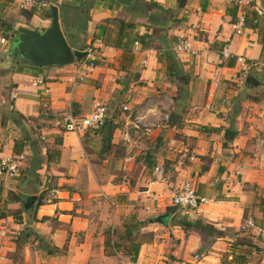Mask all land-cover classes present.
Here are the masks:
<instances>
[{
	"label": "crops",
	"instance_id": "crops-1",
	"mask_svg": "<svg viewBox=\"0 0 264 264\" xmlns=\"http://www.w3.org/2000/svg\"><path fill=\"white\" fill-rule=\"evenodd\" d=\"M178 1L60 0L70 46L91 49L89 56L99 62L85 68L74 86L67 76L75 62L37 67L5 61L0 54L9 84L0 87V153L18 148L27 157L15 177L0 176V264H222L221 256L229 260L232 251L245 249L248 264H264V239L240 227L250 216L264 225V170L254 157L264 138V0L248 5L185 0L181 6ZM19 2L11 0L0 18L10 26L0 30L7 40L19 25L41 31L50 25L47 10L20 9ZM234 6L237 16L246 12L241 33L232 26ZM12 14L15 18L8 19ZM112 17L149 36L147 44L132 46V65L122 49L98 37ZM180 37L190 40L194 54L172 50ZM225 46L244 61L223 57ZM95 100L106 105V121L114 125L109 143L104 129L72 132L60 126L64 113L87 115ZM147 105L181 120L169 127L154 115L156 126H137L135 110ZM30 125L38 130L34 138ZM156 165L164 180L156 178ZM188 179L209 198L194 210L171 202L173 185ZM12 191L38 195V201L44 193L28 222ZM16 209L22 211L21 222L8 213ZM177 216L199 218L221 234L214 239L197 231L186 234L174 223ZM132 222L151 234L135 261L124 254V233ZM247 232L254 242H240Z\"/></svg>",
	"mask_w": 264,
	"mask_h": 264
},
{
	"label": "built area",
	"instance_id": "built-area-1",
	"mask_svg": "<svg viewBox=\"0 0 264 264\" xmlns=\"http://www.w3.org/2000/svg\"><path fill=\"white\" fill-rule=\"evenodd\" d=\"M250 0H237L236 4L238 5H248ZM60 0H20L18 6L20 9H27L31 6H36L40 10H49L50 6L56 5L59 7ZM255 24L259 22L257 18L253 20ZM245 25V13H241L237 16L236 20L233 22L232 26L236 33H241L242 28ZM2 28V22L0 20V30ZM261 31L264 33V26L261 28ZM7 38L5 35H0V44H6ZM138 42H135L137 44ZM172 50L177 53H187L194 54L195 50L192 47L190 40L186 37L178 38L173 46ZM86 61L77 60L75 62V67L71 75L67 76V82L74 86L77 82L81 81L84 78L83 70L85 68H92L99 63H95V57L89 56L91 49H87ZM221 54L225 58L235 57L237 61H244L242 56L236 55L228 50L225 46L221 50ZM216 86V84L214 85ZM50 92L49 87L43 89V93L47 96ZM212 92L209 91V95ZM10 97L15 98L16 93L10 92ZM42 106L46 107L47 102L44 100ZM159 115V121L167 122L168 112H159L154 106H140L135 110L134 121L137 126L144 128H151L157 125L156 120L151 119L150 116ZM107 118V107L100 100H95L93 103L92 111L84 116H76L71 112H66L62 115L60 120V126L63 131H72V132H82L89 128H98L104 124ZM254 157L256 163L259 167L264 170V138L260 141ZM190 159H193L190 156ZM26 160V152L21 151L9 155H4L0 153V176L15 177L21 170L24 161ZM153 172L156 178L164 180L163 169L161 166L156 165L153 169ZM57 192V190H56ZM209 198L201 195L191 179L183 180L177 182L172 187V196L171 202L173 206L183 209V210H194L199 208L202 204L208 203ZM242 230L252 229L255 233L264 239V225H259L256 223L253 217H248L240 226ZM248 264V263H246Z\"/></svg>",
	"mask_w": 264,
	"mask_h": 264
},
{
	"label": "trees",
	"instance_id": "trees-1",
	"mask_svg": "<svg viewBox=\"0 0 264 264\" xmlns=\"http://www.w3.org/2000/svg\"><path fill=\"white\" fill-rule=\"evenodd\" d=\"M185 0H179L178 6H181L184 3ZM11 0H0V18L3 17L6 14V9L9 6ZM157 8L162 9L161 6L158 4H155ZM237 6H234L230 8V13L233 16V20H236L237 16ZM47 14L50 15V11L47 10ZM246 12H245V23H246ZM2 26L4 27V31L7 32L10 28L9 24L3 23ZM134 24L131 22H126L122 20L119 17H112L107 18L104 21L103 30L102 33L98 36L104 45L120 48L124 52V61L127 62V64H131L134 59V55L132 53V46L135 44V42L147 44L149 39V36L139 35L135 34L133 31ZM261 43L264 46V33L261 31ZM84 61H86V57L83 58ZM95 63H99L97 60H94ZM173 65L167 67V73L170 74L172 71ZM107 120V118H106ZM93 130H100L104 129L105 135L104 140L109 143L110 138L112 136L114 125L112 123H109L107 121L104 122L103 125H101L98 128H89ZM87 129V130H89ZM85 130V131H87ZM17 151L21 152L20 149L17 148ZM18 200V196L14 193V191L11 192ZM44 197V193L42 192L40 195V199L38 201V204L41 203L42 198ZM264 201V198L261 200ZM170 212V211H169ZM9 214L13 215L16 220L19 222L22 221V211L20 209L16 210H9ZM174 223L176 225H179L182 227V229L187 234L190 231H197L200 234H203L205 237L209 238H215L221 234V232L214 227L212 224L208 222H204L201 219H189L186 216H177L175 218ZM138 225L134 222L130 223L126 227V231L124 233V237L126 238V241L128 243L127 250L124 254H127L131 257L132 261H135L136 256L138 254L140 245L145 242L149 241L151 238V234L149 233H141L137 229ZM244 237L240 238V242H244ZM106 245H110V236H106ZM232 256L229 260H225L223 264H246L248 262L249 258V249L245 250H238L236 252H231Z\"/></svg>",
	"mask_w": 264,
	"mask_h": 264
},
{
	"label": "water",
	"instance_id": "water-1",
	"mask_svg": "<svg viewBox=\"0 0 264 264\" xmlns=\"http://www.w3.org/2000/svg\"><path fill=\"white\" fill-rule=\"evenodd\" d=\"M50 11V25L43 31L26 25L17 26L8 36L9 44L4 51L12 62L30 66L44 67L53 65H68L82 60L87 56L86 50H77L70 46L62 29L59 7L52 5ZM9 47V48H8ZM188 78V75H184ZM250 80L254 78L249 77ZM181 120V116L170 112L166 125L173 127ZM26 222L32 219L38 195L17 192Z\"/></svg>",
	"mask_w": 264,
	"mask_h": 264
},
{
	"label": "rangeland",
	"instance_id": "rangeland-1",
	"mask_svg": "<svg viewBox=\"0 0 264 264\" xmlns=\"http://www.w3.org/2000/svg\"><path fill=\"white\" fill-rule=\"evenodd\" d=\"M15 18V15L14 14H12V17H8V19H14ZM3 29H4V27H3ZM13 32V31H12ZM11 33V32H10ZM9 44L8 43H6V45H1L0 46V54L2 53V56H1V58L2 59H5V61L6 60H10V58L8 57V55H7V51H4L5 50V48H6V46H8ZM9 48V47H8ZM3 63V62H2ZM12 65V64H11ZM7 70H10V69H7ZM5 72H6V68H4V67H2L1 65H0V87H3L4 89H7V88H9V84H8V82L5 80V79H3V75H5ZM35 124V123H34ZM30 127V135L29 136H31L30 138H34V137H32V134H34V133H38V130H36L35 128H33V126L32 125H30L29 126ZM36 135V134H35ZM37 136H40V134H38ZM27 158V157H26ZM26 161V160H25ZM24 161V162H25ZM244 237L245 238H247V240H249V241H251V242H254L253 240H252V235H251V233L250 232H247V235L245 236L244 235ZM231 247H235L234 249L236 250L237 249V247L236 246H231ZM239 248V247H238ZM241 249H242V247H240ZM249 260H250V256H249V258H248ZM225 260H227V257L224 255L223 257L221 256L220 257V261H221V263L223 264L224 263V261Z\"/></svg>",
	"mask_w": 264,
	"mask_h": 264
}]
</instances>
